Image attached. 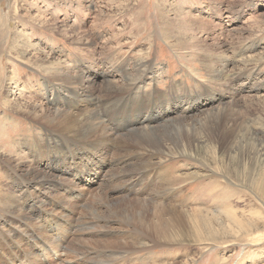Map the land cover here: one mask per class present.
I'll return each instance as SVG.
<instances>
[{
	"label": "rangeland",
	"instance_id": "374dc122",
	"mask_svg": "<svg viewBox=\"0 0 264 264\" xmlns=\"http://www.w3.org/2000/svg\"><path fill=\"white\" fill-rule=\"evenodd\" d=\"M261 177L264 0H0V264H264Z\"/></svg>",
	"mask_w": 264,
	"mask_h": 264
},
{
	"label": "bare ground",
	"instance_id": "6f19581e",
	"mask_svg": "<svg viewBox=\"0 0 264 264\" xmlns=\"http://www.w3.org/2000/svg\"><path fill=\"white\" fill-rule=\"evenodd\" d=\"M215 58V57H214ZM113 60V59H112ZM210 60H212V59H210ZM120 61V60H119ZM204 63V62H203ZM213 63V62H212ZM216 63V62H215ZM205 64V63H204ZM120 65V64H119ZM135 65V64H134ZM146 63L144 62V61H141V62H137V64H136V67H135V70L133 71V72H131V75L132 76H130V75H125L126 77H129L128 78V80H129V84L128 85H123L122 87H121V89L120 90H126V92L128 91H130L131 90V88L134 86V85H136L137 83H138V79H141L142 78V76H143V74L141 73V72H143L144 71V68L146 67ZM224 65V64H223ZM121 66V65H120ZM219 66V65H218ZM222 66V65H221ZM220 66V67H221ZM226 66V65H225ZM119 66H117V68H118ZM213 67V66H212ZM213 69V68H212ZM242 69V68H241ZM120 71V70H119ZM126 72H127V70H125ZM213 71V70H212ZM215 71V70H214ZM217 72V71H216ZM247 72V71H246ZM219 73V72H218ZM222 73V72H221ZM220 73V74H221ZM126 74H128V73H126ZM57 75H58V79H56V80H59V81H63L64 82V80H65V77L63 76L64 74L63 73H57ZM122 75V74H121ZM149 75V74H148ZM214 75V74H213ZM211 77V76H210ZM213 77V76H212ZM211 77V78H212ZM223 77H224V75H223ZM210 78V79H211ZM55 80V79H54ZM212 80V79H211ZM210 80V81H211ZM213 81V80H212ZM214 81H216V80H214ZM229 81H231V80H229ZM124 82H125V80H124ZM213 83V82H212ZM215 83V82H214ZM145 85V84H144ZM113 88V87H112ZM137 88V87H136ZM218 88V87H217ZM138 90V89H137ZM127 92V93H128ZM126 93V94H127ZM114 94V93H113ZM129 95V94H128ZM127 95V96H128ZM80 96L81 97H85L86 99H87V101L89 102V103H95V98L93 97H91V95H89L88 93H87V91L86 90H81L80 91ZM134 96V95H133ZM128 98V97H127ZM133 98V97H132ZM183 102V101H182ZM194 102V101H193ZM187 105H188V103H186ZM87 107V106H86ZM184 107V106H183ZM183 109V108H182ZM190 109V108H189ZM211 109H213V107L211 108ZM211 109H209V110H211ZM109 111V110H108ZM56 112V114H58L57 112L58 111H55ZM34 113V112H33ZM92 114V113H91ZM85 115V114H84ZM184 115V114H183ZM80 116V115H79ZM83 114H81V118H79L78 119V125L75 127V124L73 125H68V128H70V130L71 131H74V132H79L78 133V135H80V137L82 136L83 137V139H85L83 142H85V143H87L86 145L87 146H92V145H95V146H97V147H100L101 148V146L102 147H106V146H108V142H107V139L106 138H102V139H100V141H102V142H100L99 141V139L97 140V141H95V142H92V141H87V136H89V134L91 135V134H93L94 132H96L99 128H104L105 126H103L102 124H99L100 123V121H99V123H97V124H95V123H93V124H86V123H88V122H82V119H83ZM182 118H183V116H181L180 117V119H178V120H180V122H181V120H182ZM89 119V116H87L86 117V120H88ZM95 119H98V118H94V120ZM50 120H51V118H50ZM162 120V119H161ZM195 120V122H196V124H198V123H200V119H194ZM167 121H170V119L169 120H167ZM64 122V121H63ZM166 122V121H165ZM170 122H172V121H170ZM177 121H174V123H170V124H167L168 126H169V128H170V126L172 125V127H173V125L174 124H177L176 123ZM60 123V122H59ZM183 123V122H182ZM62 124V123H61ZM124 124V123H123ZM130 125V124H129ZM149 124H147L146 126L144 125V127H134V128H127L126 130L128 131V133L129 132H131L132 131V129H134V130H137V129H143L142 131L145 133V134H149V133H154V131L153 130H150V132L149 131H147L146 129H147V126H148ZM182 124L181 123H178L177 124V127H179V129L182 127L181 126ZM186 125V124H185ZM128 126V125H127ZM126 126V127H127ZM151 127V126H150ZM163 127V126H162ZM176 127V126H175ZM185 127V126H184ZM78 128V129H77ZM164 128H166V127H164ZM163 128V131H166V129H164ZM183 128V127H182ZM118 129V128H117ZM176 129V128H175ZM115 130V129H114ZM189 130V129H188ZM245 130H246V128H245ZM118 131H119V129H118ZM139 131H141V130H138V131H134L135 133H137V132H139ZM141 131V132H142ZM177 131V130H176ZM180 131V130H179ZM100 132V131H99ZM142 132V133H143ZM162 132V131H161ZM160 132V133H161ZM167 132H168V130H167ZM175 132V131H174ZM180 132H182V131H180ZM190 132V131H189ZM226 132H228L229 133V131L228 130H226ZM230 132H231V135L233 136L232 137V142L233 143H236L237 141L235 140L236 138H237V136H238V132H236V131H234V130H230ZM163 133V132H162ZM161 133V134H162ZM225 133V132H224ZM77 134V133H76ZM144 134V135H145ZM155 134V133H154ZM245 133H243V135H244ZM160 135V134H159ZM165 135V134H164ZM92 136V135H91ZM102 136V135H101ZM151 136V135H150ZM162 136V135H161ZM249 136V135H248ZM147 137V136H146ZM153 137V136H152ZM157 137H159V136H157ZM156 137V138H157ZM178 137V136H177ZM179 137H181L182 138V136H179ZM247 137V136H246ZM79 138V137H78ZM183 138L186 140H188V138H190L189 137V135H187V134H185L184 136H183ZM181 139L180 141H182V144H183V146H185V147H187V143L185 142V143H183V140L184 139ZM242 138V137H241ZM240 138V139H241ZM45 139V138H44ZM95 139V138H94ZM142 138L139 136V138H138V141H140ZM150 139V138H149ZM239 139V140H240ZM66 140H68L69 141V144L71 143L72 145H74V144H77L76 143V141L78 140V141H82V140H79V139H77V138H75V139H68V138H66ZM190 140V139H189ZM134 141H137V140H134ZM158 140H156V142H157ZM177 141V140H176ZM193 141V140H192ZM212 141H213V139H212ZM241 141V140H240ZM190 142V141H189ZM198 142V141H197ZM246 142L247 143H251L249 140H246ZM220 143V142H219ZM242 143V142H241ZM239 144V143H238ZM245 144V143H244ZM243 144V145H244ZM155 145V144H154ZM175 145H176V143H175ZM132 146V145H131ZM182 146V145H181ZM96 147V148H97ZM184 147V148H185ZM243 149H244V147H242ZM98 149V148H97ZM150 149V148H149ZM216 149V148H215ZM233 150H235V149H233ZM245 151H247L248 149H244ZM20 151V150H19ZM130 152V151H129ZM155 152V151H154ZM19 153V152H18ZM30 153V152H29ZM40 152H38V154H39ZM108 153V152H107ZM253 154L254 155H256V159H258V157H260V155H262V152L261 151H259V150H256V151H254L253 152ZM157 155V154H156ZM213 155V154H212ZM215 155H217V154H215ZM259 155V156H258ZM27 156V155H26ZM153 156V155H152ZM235 156H236V158H237V160H238V162L239 163H241V164H244V165H246V162H248L249 160H254L255 161V159H254V156H251L250 154H243V153H240V154H235ZM55 157V156H54ZM24 158V157H23ZM37 158V157H36ZM22 160V159H21ZM28 160V159H27ZM57 160H59V156L58 155H56V159H51V158H49V164L50 165H54V164H57L56 163V161ZM223 160V159H222ZM11 161V160H10ZM15 161V160H14ZM28 162V161H27ZM151 163V162H150ZM59 164V163H58ZM146 164V163H145ZM15 165V164H14ZM144 166V165H143ZM146 166V165H145ZM155 166V165H154ZM26 167V166H25ZM65 168V167H64ZM87 168V167H86ZM8 169V168H7ZM72 170V169H71ZM82 170H84V169H82ZM76 171V170H75ZM16 172V171H15ZM64 173V172H63ZM74 173V172H73ZM85 173V172H84ZM16 174V173H15ZM142 174V173H141ZM17 175V174H16ZM77 175V174H76ZM75 175V176H76ZM96 175V174H95ZM103 175V174H102ZM263 175V174H262ZM33 176V175H32ZM155 176V175H154ZM17 177H19L18 175H17ZM150 178V177H149ZM262 178V180L264 181V177H261ZM92 180H94V178L93 179H91V181ZM88 184V183H87ZM75 186V185H74ZM55 187V186H54ZM140 188V187H139ZM154 188V187H153ZM152 188V189H153ZM74 189V188H73ZM20 190V189H19ZM159 190V189H158ZM157 190V191H158ZM55 193V192H54ZM148 193V192H147ZM165 193H167V192H165ZM162 194V193H161ZM50 195V194H49ZM100 195V194H99ZM102 196V195H101ZM60 197V196H59ZM156 197V196H155ZM110 199V198H109ZM154 198L152 197V200H153ZM66 200V199H65ZM155 200V199H154ZM153 200V201H154ZM144 201V200H143ZM56 203V202H55ZM54 203V204H55ZM138 205H139V200H138V202H136ZM146 203V202H145ZM153 203H155V202H153ZM133 205V204H132ZM137 205V206H138ZM142 205V204H141ZM146 205V204H145ZM154 205V204H153ZM136 206V207H137ZM140 206V205H139ZM164 206H166V205H164V204H161V203H159V204H156V205H154V207H153V211H152V217H153V220L152 221H154V222H156V220L157 219H160V218H162L160 215L161 214H166V215H168V216H173V206H168V207H164ZM12 207V206H11ZM140 207H142V206H140ZM134 208V207H133ZM9 209V208H8ZM141 209V208H140ZM144 209V208H143ZM10 210H11V208H10ZM9 210V211H10ZM57 210V209H56ZM135 210V209H134ZM142 211H144V210H142ZM1 214V213H0ZM23 214V213H22ZM56 215V214H55ZM12 216V215H11ZM165 216V215H164ZM49 222V221H48ZM11 223V222H10ZM137 223L139 224V225H144V222L142 221V219L140 218V216L138 217V220H137ZM53 224V223H52ZM55 224V223H54ZM39 225V224H38ZM49 225V224H48ZM1 226V225H0ZM53 226V225H52ZM2 227V226H1ZM26 227V226H25ZM42 227V226H41ZM50 227V226H49ZM3 228V227H2ZM30 228V227H29ZM36 228V227H35ZM38 228V227H37ZM51 228V227H50ZM50 228H43L42 230L43 231H47V230H52L53 231V229H50ZM54 228V227H53ZM153 229H156L157 228V226L155 225V226H153L152 227ZM1 229V228H0ZM10 229H11V227H10ZM31 229V228H30ZM41 229V228H40ZM85 230V229H84ZM17 231V230H16ZM80 231V230H79ZM1 233V232H0ZM41 233H42V231H41ZM61 233V232H60ZM66 233H67V230H66ZM39 232L36 234L37 235V239H35V236L33 235V233H28L27 234V237H26V241L27 242H29V243H33V245H34V239H35V243L38 241V242H40V241H42V238L39 236ZM43 234V233H42ZM23 235V234H22ZM26 235V234H25ZM45 235V234H44ZM67 235H69V234H67ZM67 235H65V236H67ZM50 236V235H49ZM63 236V235H62ZM73 236V235H72ZM71 236V237H72ZM75 236V235H74ZM64 238V237H63ZM50 239V238H49ZM70 239V238H69ZM73 240V239H72ZM71 240V241H72ZM75 241V240H74ZM66 242V241H65ZM69 242H70V240H69ZM6 243V242H5ZM17 244V243H16ZM15 244V247L16 248H19L20 249V247H19V245H16ZM55 244H57V241H56V243ZM59 244V243H58ZM54 245V244H53ZM61 245V244H60ZM64 245V244H63ZM69 245V244H68ZM34 246H36V244L34 245ZM47 246V245H46ZM55 246H57V245H55ZM65 246V245H64ZM49 247H50V244H49ZM48 246L47 247H45V244H44V248H42V249H35V252H34V255L38 258V257H40V255H42V254H44V253H46L47 254V252L49 251L48 250V248H49ZM67 247V246H66ZM71 247V246H70ZM73 247V246H72ZM50 248H53V246H51ZM55 248H57V247H55ZM60 248V247H59ZM65 248V247H64ZM64 248H62V249H64ZM68 248V247H67ZM58 249V248H57ZM48 250V251H47ZM59 250V249H58ZM61 250V249H60ZM65 250V249H64ZM73 250V249H72ZM7 251V250H6ZM63 251V250H62ZM30 252V251H29ZM29 252L27 253V255L29 254ZM74 252V251H73ZM9 254V253H8ZM31 254L33 255V253L31 252ZM55 254H56V251H55ZM75 254H77V253H75ZM15 255V254H14ZM74 255V254H73ZM26 256V255H25ZM29 256V255H28ZM28 256H26V257H28ZM43 256V255H42ZM50 256V255H49ZM52 257V256H51ZM50 257V258H51ZM1 258V257H0ZM32 259V258H31ZM33 259H35V258H33ZM40 259V258H39ZM30 260V259H29ZM37 260V259H36ZM31 261H33V260H31ZM35 261V260H34ZM36 262V261H35ZM40 262V261H39ZM63 262V261H62ZM34 264V263H33ZM42 264V263H41ZM100 264H102V263H100Z\"/></svg>",
	"mask_w": 264,
	"mask_h": 264
}]
</instances>
